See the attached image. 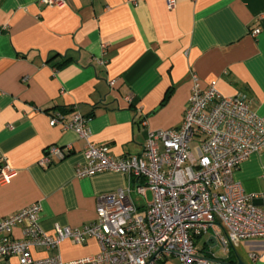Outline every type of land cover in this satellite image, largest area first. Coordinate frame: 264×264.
I'll list each match as a JSON object with an SVG mask.
<instances>
[{"label":"crops","instance_id":"obj_1","mask_svg":"<svg viewBox=\"0 0 264 264\" xmlns=\"http://www.w3.org/2000/svg\"><path fill=\"white\" fill-rule=\"evenodd\" d=\"M193 74L202 86L216 81L223 96L244 95L250 110L264 117V0H177L173 10L166 0H64L60 7L0 0V164L13 171L8 183L0 181V219L40 203L39 224L47 234L57 225L93 222L99 197L125 190L130 180L109 172L77 178L85 141L52 127V117L61 113L68 122L79 112L94 144L115 158L141 155L150 131L181 126ZM53 145L72 151L40 166ZM233 179L261 206L264 149L251 154ZM130 196L139 211L145 209L134 190ZM223 236L221 228L211 229L194 237V246L215 261L264 264V238L225 246ZM12 237L22 238L21 227ZM98 252V242L89 239L54 250L35 247L31 255L69 262ZM0 264L20 263L11 257Z\"/></svg>","mask_w":264,"mask_h":264},{"label":"built area","instance_id":"obj_2","mask_svg":"<svg viewBox=\"0 0 264 264\" xmlns=\"http://www.w3.org/2000/svg\"><path fill=\"white\" fill-rule=\"evenodd\" d=\"M143 0H132L138 4ZM47 7H60L64 0H41ZM177 0H166L173 10ZM256 29L254 36L259 34ZM112 84V83H111ZM87 117L74 112L68 122L56 113L52 127L72 130L85 141V163L76 177L109 172L128 176L127 188L99 197L96 218L81 228L55 226L53 234L39 224L40 203L0 219V260L11 257L20 264H165L175 257L178 264H230L206 258L194 246V237L221 228L222 242L264 238V193L256 199L234 181V171L253 153L264 149V117L250 110L244 95L223 96L216 81L202 86L196 74L183 122L178 129L150 131L141 155L113 157L108 147L90 140ZM71 146L53 145L39 165L48 167L64 160ZM13 171L0 164V181L8 183ZM132 179L135 181L132 183ZM145 200L139 211L130 193ZM151 194V200L147 194ZM21 227L22 238L12 237ZM98 242L99 252L65 262L59 255L34 259L35 247L54 250L65 241L82 245Z\"/></svg>","mask_w":264,"mask_h":264},{"label":"rangeland","instance_id":"obj_3","mask_svg":"<svg viewBox=\"0 0 264 264\" xmlns=\"http://www.w3.org/2000/svg\"><path fill=\"white\" fill-rule=\"evenodd\" d=\"M177 263V261H176V258H170L169 259V262H168V264H176Z\"/></svg>","mask_w":264,"mask_h":264},{"label":"trees","instance_id":"obj_4","mask_svg":"<svg viewBox=\"0 0 264 264\" xmlns=\"http://www.w3.org/2000/svg\"><path fill=\"white\" fill-rule=\"evenodd\" d=\"M69 62V60L68 59H65L62 63H60L59 65H58V68H61L62 66H64L65 64H67Z\"/></svg>","mask_w":264,"mask_h":264},{"label":"water","instance_id":"obj_5","mask_svg":"<svg viewBox=\"0 0 264 264\" xmlns=\"http://www.w3.org/2000/svg\"><path fill=\"white\" fill-rule=\"evenodd\" d=\"M239 264H242V263H239Z\"/></svg>","mask_w":264,"mask_h":264}]
</instances>
